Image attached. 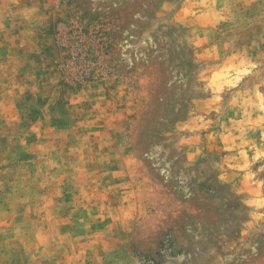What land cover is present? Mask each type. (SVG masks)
I'll return each instance as SVG.
<instances>
[{"label": "rangeland", "instance_id": "374dc122", "mask_svg": "<svg viewBox=\"0 0 264 264\" xmlns=\"http://www.w3.org/2000/svg\"><path fill=\"white\" fill-rule=\"evenodd\" d=\"M0 264H264V0H0Z\"/></svg>", "mask_w": 264, "mask_h": 264}]
</instances>
